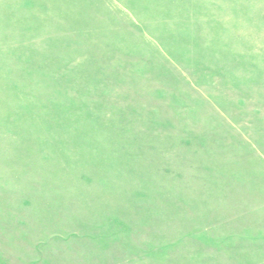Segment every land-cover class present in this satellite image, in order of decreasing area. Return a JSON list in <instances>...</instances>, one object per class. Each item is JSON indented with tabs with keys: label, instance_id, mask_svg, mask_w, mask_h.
<instances>
[{
	"label": "rangeland",
	"instance_id": "1",
	"mask_svg": "<svg viewBox=\"0 0 264 264\" xmlns=\"http://www.w3.org/2000/svg\"><path fill=\"white\" fill-rule=\"evenodd\" d=\"M0 264H264V0H0Z\"/></svg>",
	"mask_w": 264,
	"mask_h": 264
}]
</instances>
